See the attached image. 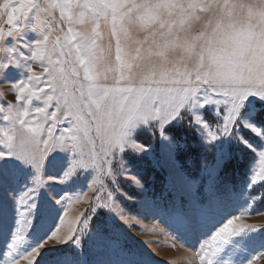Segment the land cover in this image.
I'll list each match as a JSON object with an SVG mask.
<instances>
[{
	"label": "snow or ice",
	"instance_id": "6c2138e0",
	"mask_svg": "<svg viewBox=\"0 0 264 264\" xmlns=\"http://www.w3.org/2000/svg\"><path fill=\"white\" fill-rule=\"evenodd\" d=\"M0 5L5 22L0 86H7L15 101L19 98V104L0 106L11 126L2 130L0 160L16 157L32 170L31 186L16 198L20 211L5 264H42L46 249L69 241L79 247L89 234L127 252L116 221L129 224L120 198L132 197L119 190V182L123 178L144 190L124 158L149 151L137 139L141 131L171 146V163L177 167L168 128L173 122L187 121L210 147L221 137H233L256 154L250 187L264 185V0H14ZM84 25L87 32L81 30ZM11 66H23L25 79L5 82ZM210 105L215 121L202 114ZM249 136L260 140L259 148ZM56 151L69 158L45 176ZM81 175L87 191L73 192ZM42 189L47 196L40 218L44 236L21 251L38 223ZM205 190L215 192L211 183ZM87 192H97L87 214L69 222V211L88 201ZM169 195L167 207L148 198L141 207L185 232L211 221L215 197L201 198L199 180L184 176L180 188L168 181L164 196ZM246 213L214 226L194 251L198 264H214L234 238L261 229L237 224ZM66 225L69 230L62 235ZM246 264H264V251Z\"/></svg>",
	"mask_w": 264,
	"mask_h": 264
},
{
	"label": "rangeland",
	"instance_id": "374dc122",
	"mask_svg": "<svg viewBox=\"0 0 264 264\" xmlns=\"http://www.w3.org/2000/svg\"><path fill=\"white\" fill-rule=\"evenodd\" d=\"M12 3L14 0H0L2 3ZM89 30L88 25L81 28ZM107 39V29H104ZM29 38L34 39L35 34L29 33ZM2 55V53H0ZM27 75L23 66H11L4 74L5 82H17ZM107 83H111V78ZM14 93L7 90V86H0V106L6 107L8 102L15 103ZM37 101H33L35 105ZM215 106L210 105L202 110L205 119L215 121ZM251 112L250 115H255ZM4 113L0 112V137L2 130L10 128L8 121L3 119ZM176 125L177 136L170 133L176 143L174 150L178 167L172 165L173 149L159 140L153 141L147 131H141L137 135L142 143L149 145L146 154H126L125 160L132 174L138 175L144 184V190L130 186L127 181L120 178L119 190L132 197V200L120 198L121 206L125 214L130 218L128 225L116 221L120 232L125 238V248L120 251L113 248L110 243L89 234L83 238L81 246L72 241L67 244L48 248L43 252L42 264H191L194 260V251L200 244L208 239L215 227L220 226L227 218L241 214L245 209L248 213L242 215L237 224L253 225L261 228L258 231L247 232L234 238V243L225 246L213 258L214 264H246L251 255L264 251V185L250 187L252 170L255 165L256 154L246 148L233 137H221L210 147L204 135L189 127L187 121L173 122L168 126ZM170 132V131H169ZM59 134V133H57ZM144 135L145 139L140 136ZM251 142L260 147V140L255 136H249ZM184 145V147H180ZM69 158V153L53 152L45 165V176L54 175ZM183 173V175H181ZM184 176L192 180L200 181L202 199L215 197L211 211V221L192 232L177 230L172 226L167 217L156 211L145 210L141 203L145 198L160 202L167 207V201L171 195L164 196L165 184L168 181L180 188L184 183ZM32 170L17 159L7 157L0 160V264H5L8 259V244L11 241V233L15 230V221L20 209L17 207L16 198L31 186ZM107 184L108 181H105ZM212 184L215 192L205 190ZM110 187V185H109ZM87 179L81 175L72 187V191H87ZM100 190L97 189V192ZM97 192H87L88 201L73 205L69 211L68 221H74L81 214H87L92 205V197ZM101 197L105 193L100 192ZM252 196H261L253 202ZM46 190H41L37 197L36 210L37 225L29 233L27 243L21 251H28L34 247L44 236L41 217L45 212ZM251 205V207H249ZM82 219V217H81ZM95 219V218H94ZM215 226V227H214ZM67 225L61 229V234L68 231Z\"/></svg>",
	"mask_w": 264,
	"mask_h": 264
},
{
	"label": "clouds",
	"instance_id": "9594fccd",
	"mask_svg": "<svg viewBox=\"0 0 264 264\" xmlns=\"http://www.w3.org/2000/svg\"><path fill=\"white\" fill-rule=\"evenodd\" d=\"M0 6H2V5H0ZM5 11H7V10H5ZM20 10L19 9H16L14 12H13V17H16V15H17V13L19 12ZM4 20L3 19H0V27H4ZM23 23V22H22ZM41 76L43 75V72L41 71L40 73H39ZM25 79V78H24ZM35 83H39V81H36ZM25 103H26V101H25ZM14 104H19V98H17V100H16V102L14 103ZM191 264H196V261H192L191 262Z\"/></svg>",
	"mask_w": 264,
	"mask_h": 264
},
{
	"label": "trees",
	"instance_id": "16d2710c",
	"mask_svg": "<svg viewBox=\"0 0 264 264\" xmlns=\"http://www.w3.org/2000/svg\"><path fill=\"white\" fill-rule=\"evenodd\" d=\"M175 130H178V127H177L176 125H171V126L169 127V131H170V133L174 134V136H177L176 134H177L178 132H181V130H178L177 133L175 132ZM175 133H176V134H175ZM140 138H141V139H145V138H147V137H145L144 135H141Z\"/></svg>",
	"mask_w": 264,
	"mask_h": 264
}]
</instances>
